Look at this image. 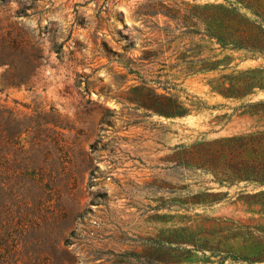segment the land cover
Instances as JSON below:
<instances>
[{
  "label": "rangeland",
  "instance_id": "rangeland-1",
  "mask_svg": "<svg viewBox=\"0 0 264 264\" xmlns=\"http://www.w3.org/2000/svg\"><path fill=\"white\" fill-rule=\"evenodd\" d=\"M157 2L225 4L0 0V264H264V188L179 163L262 130L239 108L264 91L225 97L231 68L188 75L221 51L149 16ZM224 56L264 70L262 56ZM152 95L188 112L157 113Z\"/></svg>",
  "mask_w": 264,
  "mask_h": 264
},
{
  "label": "trees",
  "instance_id": "trees-1",
  "mask_svg": "<svg viewBox=\"0 0 264 264\" xmlns=\"http://www.w3.org/2000/svg\"><path fill=\"white\" fill-rule=\"evenodd\" d=\"M174 6L157 2L150 4L148 15L162 14L181 36L198 37L200 43L217 45L221 53L200 57L188 62L187 73L190 76L200 73L232 69L229 76L230 86L221 88L225 97L243 99L255 94V89L264 91V70H238V64L230 67L233 58L218 57L224 51L245 52L251 58L264 57V0H225V4H204L182 8L176 2ZM168 31V26L164 28ZM193 44V41H190ZM200 44L185 53L197 58L204 51ZM210 51L215 50L209 49ZM148 56L149 52H145ZM149 58V57H148ZM130 67V63L126 64ZM131 73H137L130 69ZM157 105L150 107L166 117L183 116L188 111L175 100L152 95ZM243 114L264 118V100L250 102L240 106ZM183 165L211 172L220 184L229 185L244 182L254 188H264V126L262 130L233 136L226 139L204 143L193 152H185ZM264 197V190L253 195ZM264 260V259H263Z\"/></svg>",
  "mask_w": 264,
  "mask_h": 264
}]
</instances>
